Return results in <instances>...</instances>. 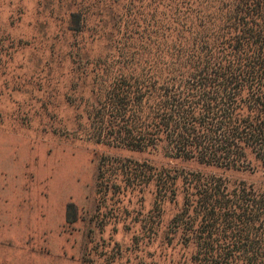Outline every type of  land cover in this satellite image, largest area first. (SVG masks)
I'll return each instance as SVG.
<instances>
[{
  "label": "trees",
  "instance_id": "obj_1",
  "mask_svg": "<svg viewBox=\"0 0 264 264\" xmlns=\"http://www.w3.org/2000/svg\"><path fill=\"white\" fill-rule=\"evenodd\" d=\"M179 5L142 32L90 28L78 7L63 15L72 81L87 97L73 134L170 162L98 160L99 200L150 205L131 222L137 238L182 250L177 264H264V0Z\"/></svg>",
  "mask_w": 264,
  "mask_h": 264
},
{
  "label": "rangeland",
  "instance_id": "obj_2",
  "mask_svg": "<svg viewBox=\"0 0 264 264\" xmlns=\"http://www.w3.org/2000/svg\"><path fill=\"white\" fill-rule=\"evenodd\" d=\"M183 2L0 0V264L180 260L182 250L165 245L161 238L135 236L138 227L131 222L149 217V204L144 208L137 200H123L118 205L97 196L102 155L156 165L170 162L161 154L109 149L73 134L79 119L75 109L85 107L87 97L80 101L83 84L72 81L73 65L64 49L72 40L64 34L62 19L78 7L93 16L90 28L142 32L162 27L169 11L181 10ZM69 205L74 206L70 223ZM99 214L112 219L104 230ZM126 225L133 230L124 232ZM163 233L164 226L160 236Z\"/></svg>",
  "mask_w": 264,
  "mask_h": 264
}]
</instances>
